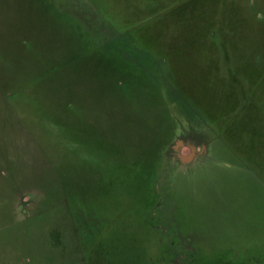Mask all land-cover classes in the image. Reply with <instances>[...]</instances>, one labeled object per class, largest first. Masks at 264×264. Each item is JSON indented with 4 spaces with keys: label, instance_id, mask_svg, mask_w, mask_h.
I'll use <instances>...</instances> for the list:
<instances>
[{
    "label": "rangeland",
    "instance_id": "1",
    "mask_svg": "<svg viewBox=\"0 0 264 264\" xmlns=\"http://www.w3.org/2000/svg\"><path fill=\"white\" fill-rule=\"evenodd\" d=\"M0 264H264V0H0Z\"/></svg>",
    "mask_w": 264,
    "mask_h": 264
},
{
    "label": "water",
    "instance_id": "2",
    "mask_svg": "<svg viewBox=\"0 0 264 264\" xmlns=\"http://www.w3.org/2000/svg\"><path fill=\"white\" fill-rule=\"evenodd\" d=\"M180 145H183V143L180 140H176L174 145H173V149L176 150L177 147H179ZM191 150H193V148L191 147ZM181 160L183 161H188L189 157H183V156H178Z\"/></svg>",
    "mask_w": 264,
    "mask_h": 264
}]
</instances>
